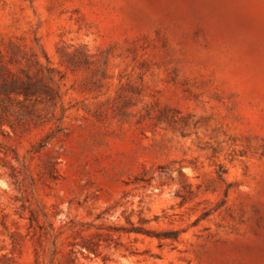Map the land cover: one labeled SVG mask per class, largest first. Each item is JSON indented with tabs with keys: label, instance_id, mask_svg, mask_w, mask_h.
Returning <instances> with one entry per match:
<instances>
[{
	"label": "rangeland",
	"instance_id": "obj_1",
	"mask_svg": "<svg viewBox=\"0 0 264 264\" xmlns=\"http://www.w3.org/2000/svg\"><path fill=\"white\" fill-rule=\"evenodd\" d=\"M0 264H264V0H0Z\"/></svg>",
	"mask_w": 264,
	"mask_h": 264
}]
</instances>
